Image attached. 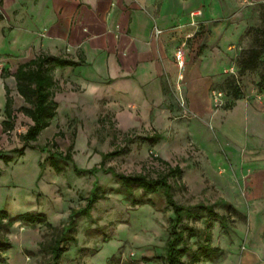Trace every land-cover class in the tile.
<instances>
[{
	"label": "rangeland",
	"instance_id": "1",
	"mask_svg": "<svg viewBox=\"0 0 264 264\" xmlns=\"http://www.w3.org/2000/svg\"><path fill=\"white\" fill-rule=\"evenodd\" d=\"M201 3L208 20L194 22L195 32L176 48L182 47L186 53L197 39L210 33L212 24L228 20L238 38L229 56V66L214 76L208 96L211 109H221L225 114L240 99L242 118L236 114L232 116L236 119L223 123L226 117H221L220 122L214 117H172L166 139L160 146H149L141 142L139 132L122 133L108 122L109 118L95 117L93 111L87 116L57 117L61 129L51 139L54 145L49 142L45 146L44 137L49 132H41L34 148L27 147L22 155L14 154L9 162H0V210L9 215L28 211L44 215V221L33 226L20 220L13 223L7 233L11 245L1 251L0 264H50V253L41 250L39 242L49 243L60 233L71 209L85 205L94 182L106 189V196L92 206L91 217L75 218V240L66 242L60 264H124L133 258L135 244H142L151 234L159 238L168 230V219L173 213L161 192L146 195L151 205L147 206L151 208L148 212L140 208L142 204L131 206L125 195L115 192L120 185L110 173L97 169L92 174L77 175L71 161L52 163V153L55 150L64 153L70 144L73 162L81 170L98 166L102 153L121 148L125 152L106 159L104 168L155 178L166 170L161 160L170 166L178 165L180 176L169 178L178 203H209L224 197L230 206L215 208L227 217L229 227L224 232L218 221H212L211 243L222 251L212 262L229 255L237 258L244 245L246 212L252 205L247 197L250 179L264 173V50L256 60L250 61L251 50L264 44V0H202ZM205 46L201 47V54ZM248 64L252 66L246 68ZM212 91L221 93L219 100L216 101ZM75 127L79 128L78 135ZM13 139L9 144L14 142L20 147L18 134ZM54 157L58 159L59 155L56 153ZM134 194L139 197L141 190H135ZM140 209L147 212L145 219L142 212H137ZM135 212L145 231L135 227L123 236L120 231L128 229L126 226H130ZM188 223L197 228L204 226L202 220ZM103 233L108 235L105 241ZM154 241L160 244L158 239ZM231 262L236 264L235 260Z\"/></svg>",
	"mask_w": 264,
	"mask_h": 264
},
{
	"label": "crops",
	"instance_id": "2",
	"mask_svg": "<svg viewBox=\"0 0 264 264\" xmlns=\"http://www.w3.org/2000/svg\"><path fill=\"white\" fill-rule=\"evenodd\" d=\"M201 2L0 0V155L11 154L13 159L10 150L18 144L9 142L31 124L17 111L27 104L16 91L13 74L19 64L39 53L81 62L53 70L57 109L50 124L40 131L49 132L45 143H51L61 129L57 117L87 116L90 111L95 117L109 118L108 122L122 133L162 136L156 143L144 142L149 146H160L166 139L172 117H214L218 122L226 117L223 123L236 119L232 117L236 114L242 118L240 99L225 114L221 109H211L208 96L214 76L229 66L238 38L228 20L212 24L209 34L197 39L186 53L184 50L182 70L175 62V48L195 32L194 22L208 20ZM7 97L11 100L8 113ZM10 119L12 125L4 123ZM75 128L78 135L79 128ZM247 197L252 205L246 212L244 245L237 258L229 255L206 264H231L233 260L236 264H264V173L251 177ZM216 201L228 203L224 197H217L208 204ZM142 205L140 208L151 210L147 208L150 203ZM137 212H142L144 219L147 216L142 209ZM137 212L128 229L120 231L123 236L135 227L145 231L144 223L137 221ZM163 233L159 238L151 234L142 244H135L133 258L124 264H165L163 246L169 227Z\"/></svg>",
	"mask_w": 264,
	"mask_h": 264
},
{
	"label": "trees",
	"instance_id": "3",
	"mask_svg": "<svg viewBox=\"0 0 264 264\" xmlns=\"http://www.w3.org/2000/svg\"><path fill=\"white\" fill-rule=\"evenodd\" d=\"M264 50V44H261L259 49L251 50V59L253 62L258 58V55ZM80 61H73L63 56H55L46 53H39L28 61L19 64L13 74L16 84L17 93L23 98L26 106L17 109L18 112L27 116L31 120L24 134L20 135L21 146L15 147L10 150L15 155H22L25 148H34L33 142L37 140V136L41 130L46 128L50 121L56 114L57 103L53 99V88L55 80L53 78V70L57 67L76 66L80 65ZM252 64L245 65L249 68ZM235 94V99H237ZM10 97H7L5 104V112L8 113L10 108ZM5 124H11V119L5 121ZM60 132H57L56 137ZM53 137V138H54ZM162 139L161 135L140 137L141 142L153 144ZM50 143H45L48 146ZM54 145V142L51 141ZM72 144L64 153L54 151L51 155V162L61 160L62 162L71 161L77 175L83 173L92 174L95 170H102L104 173H110L120 185L115 192L125 195L131 206L139 204L150 203L145 199L146 195L161 192L165 203L170 207L173 216L169 219V235L164 243V261L165 264H203L206 261H213L222 253L218 246L211 243V224L212 221H218L221 229L228 231V221L224 214L218 213L215 208L222 209L229 208V204L224 201H216L215 203L208 204L198 202L193 205H184L178 203L172 194V184L169 178L177 179L181 174V168L178 165L170 166L167 162L161 160L165 165V172L159 174L157 177L152 178L144 173L137 174H124L117 172L111 167L104 168V162L110 157L120 155L125 152L124 148L114 149L111 152L101 154V160L98 166L94 165L87 170L78 169L72 159L70 149ZM59 155L55 159V155ZM0 159L4 162H9L12 157L9 155H0ZM156 160H159L156 158ZM135 190H141V195L136 197ZM106 189L100 184L94 182L93 187L89 191L85 205L77 209L72 208L70 211L69 219L64 224L60 233L49 243L39 242L41 250L50 253V264H60V259L63 252L67 249L66 242L74 241V233L76 229V220L78 216L91 217L90 210L92 206L101 199L105 198ZM17 220L29 223L31 226L39 221H44V215L39 212L28 211L20 215L9 216L5 210H0V253L10 247V240L7 237L9 228ZM202 220L204 226L197 228L188 222L194 223ZM49 226V225H47ZM97 231H101L97 229ZM103 240L108 238V235L103 233ZM194 239L191 241V239Z\"/></svg>",
	"mask_w": 264,
	"mask_h": 264
},
{
	"label": "built area",
	"instance_id": "4",
	"mask_svg": "<svg viewBox=\"0 0 264 264\" xmlns=\"http://www.w3.org/2000/svg\"><path fill=\"white\" fill-rule=\"evenodd\" d=\"M174 58H175V61H176L177 65H178V67L182 68L184 66V64H185L184 49H182V47H179V48L175 49ZM212 93H213V96L216 99V101L220 99V97H221V93L220 92L212 91Z\"/></svg>",
	"mask_w": 264,
	"mask_h": 264
}]
</instances>
